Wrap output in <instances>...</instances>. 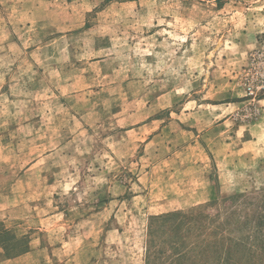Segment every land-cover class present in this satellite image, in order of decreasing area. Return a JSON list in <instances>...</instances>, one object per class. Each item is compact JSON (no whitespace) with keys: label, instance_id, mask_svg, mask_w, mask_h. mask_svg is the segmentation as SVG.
I'll return each mask as SVG.
<instances>
[{"label":"rangeland","instance_id":"374dc122","mask_svg":"<svg viewBox=\"0 0 264 264\" xmlns=\"http://www.w3.org/2000/svg\"><path fill=\"white\" fill-rule=\"evenodd\" d=\"M263 53L264 0H0V264H264Z\"/></svg>","mask_w":264,"mask_h":264},{"label":"trees","instance_id":"16d2710c","mask_svg":"<svg viewBox=\"0 0 264 264\" xmlns=\"http://www.w3.org/2000/svg\"><path fill=\"white\" fill-rule=\"evenodd\" d=\"M172 217H174L178 221L176 222L175 226L171 230V238L174 239V241L172 240L171 250L174 251L173 255H175L174 256L175 260H183V258H185L187 255L184 250L183 251H180V250L182 248V245L184 244V240L187 239V233L193 231V229L191 228L194 226V222L197 220V216H194L193 214H175ZM257 224L261 228L260 232H262L261 236H263L264 233L262 231V227L264 226V216L259 218V221ZM190 226L191 228H189ZM203 241L204 240H202L200 243H202ZM230 242H231V238H230ZM204 244H206V246L202 248ZM203 245L199 247V252H202V250L207 248L210 244H208V242H203ZM225 247H226V244L224 243L223 248H222L223 251H225L226 249ZM159 251L160 250L155 248V250L150 252L149 257H148L150 261L148 264H154V262L157 259L162 258V256L164 255V252H159ZM230 255H231V250H230ZM230 255L227 258H224L223 255L221 254L219 256L220 262H222V264H233V259L230 257ZM167 262L163 264H167ZM171 264H176V263H171Z\"/></svg>","mask_w":264,"mask_h":264},{"label":"crops","instance_id":"0c3cea01","mask_svg":"<svg viewBox=\"0 0 264 264\" xmlns=\"http://www.w3.org/2000/svg\"><path fill=\"white\" fill-rule=\"evenodd\" d=\"M238 84H237V80L233 77V100L239 99V96H241L242 94H238V88H237ZM260 104L264 105V99L260 100ZM244 102L240 101V102H235L233 101V113L236 111L235 109H239L242 106H244ZM236 129L234 130V132L239 131V133H242V136L246 133H250V135H253V133L255 132V130L260 127V126H264V121H260L257 122V124H251V123H235ZM245 131V132H244Z\"/></svg>","mask_w":264,"mask_h":264},{"label":"built area","instance_id":"2783aa9c","mask_svg":"<svg viewBox=\"0 0 264 264\" xmlns=\"http://www.w3.org/2000/svg\"><path fill=\"white\" fill-rule=\"evenodd\" d=\"M259 57H260V61L258 62V65H259L261 68H264V53L261 54ZM263 73H264V72H263ZM256 74H257V75H261L260 72H259V70H258V72L256 71ZM261 85L264 87L263 84H261Z\"/></svg>","mask_w":264,"mask_h":264}]
</instances>
